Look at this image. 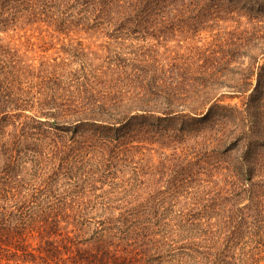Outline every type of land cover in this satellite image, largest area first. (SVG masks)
<instances>
[{"label": "trees", "instance_id": "obj_1", "mask_svg": "<svg viewBox=\"0 0 264 264\" xmlns=\"http://www.w3.org/2000/svg\"><path fill=\"white\" fill-rule=\"evenodd\" d=\"M65 1L100 14L116 7L114 29L127 21L116 31L167 11L188 19L183 29L197 31L209 20L236 26L152 74H125L137 92L128 98L111 87L97 95L85 83L80 104L70 94L37 101L46 120L24 115L33 122L24 127L36 129L40 142L47 133H90L103 173L132 150L159 151L168 161L166 185L134 175L89 185L91 195L49 194L45 205L37 203L42 191L30 193L21 177L27 169L18 137L3 139L8 105L21 111L35 99L18 96L16 78L30 74L0 37V264H264V0H62L61 6ZM55 2L0 0V33L18 13L32 20ZM51 82L40 88L52 89ZM235 98L241 105L228 102ZM49 139L55 149L48 153L58 156L60 141ZM28 150L43 159L40 143ZM213 171L225 173L227 187H218Z\"/></svg>", "mask_w": 264, "mask_h": 264}, {"label": "rangeland", "instance_id": "obj_2", "mask_svg": "<svg viewBox=\"0 0 264 264\" xmlns=\"http://www.w3.org/2000/svg\"><path fill=\"white\" fill-rule=\"evenodd\" d=\"M55 1V4L44 8L43 14L32 20L28 19V13H18L16 24L0 33L4 49L16 50L22 66L30 74L26 76L20 73L16 78V82L22 87L18 96L21 99H35L34 105L30 103L27 107L23 106L22 109L25 110L21 111H18V106L8 105L6 112L11 118L10 124L4 129L3 138L9 143L14 141L15 135L19 139V149L25 153L24 166L27 169L20 173L23 181L30 187V193L41 190L37 203L45 205L43 199H50L49 194L57 197L91 195L89 185L91 188L100 187L113 179L116 183H121L132 179L134 175L140 180L154 177L159 185H166L168 161L159 151L132 150L130 159L121 156V160H114L105 169L106 173H103L105 167L101 164L99 146L95 141L87 140L90 133L86 132L84 136H81L82 132L74 135L60 131L58 136L47 133L43 142H40V134L36 129L24 127L33 123L30 118L25 119L24 115H40V120L45 121L46 118L38 110L37 101L48 100L52 95L61 99L62 95L69 97L70 94L71 101H78L80 104L78 95L83 96L85 83L93 85L92 91L97 95L106 93L108 87H111L109 92L113 93L114 89L123 98L133 96L137 92L131 88L133 84L125 78V74L134 75L135 71L143 69L152 74L155 67H165L174 57L191 55L196 47L209 46L226 36L236 23L209 20L200 24L197 31L190 30L187 26L184 30L181 25L188 19L182 22L183 17L179 18L175 11H167L164 15L141 17L143 23L139 28L134 24L136 21H131L124 29L116 31L119 24L122 26L127 22L116 23L114 29L111 20L119 17L116 7L100 14L95 6L70 1H65L66 6H61L62 0ZM27 65L31 67H26ZM48 81H52V89L40 88ZM55 82L60 86L56 87ZM253 83L255 85L256 81ZM228 102L241 105L240 98L228 99ZM20 112H23V117L15 118V114ZM251 113L254 114L253 111ZM48 121L52 122V119ZM49 138L60 141L58 148L54 150L59 152L58 156L56 153H48L55 149ZM35 143L42 146L44 156L41 160L35 159L28 150ZM165 153L168 155L171 151ZM213 174L217 175L212 180L219 182L218 187H227L223 171H213ZM258 179L260 177H256ZM108 188L105 186V189ZM96 193L100 194L101 191L97 190ZM29 200L32 202L34 199L31 197Z\"/></svg>", "mask_w": 264, "mask_h": 264}]
</instances>
